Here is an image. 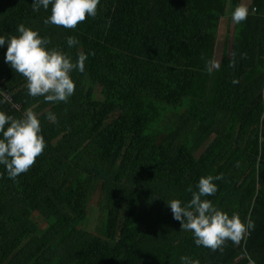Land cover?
<instances>
[{"label":"trees","instance_id":"16d2710c","mask_svg":"<svg viewBox=\"0 0 264 264\" xmlns=\"http://www.w3.org/2000/svg\"><path fill=\"white\" fill-rule=\"evenodd\" d=\"M241 4L101 0L95 17L64 28L44 22L51 6L0 0V34L24 24L73 60L89 53L72 96L49 102L28 95L0 47V86L12 98L0 93V110L33 109L46 141L15 181L0 176V264H181L182 255L264 264V0L250 1L215 63L221 19ZM208 174L222 179L205 198L252 224L215 250L197 246L166 202H187ZM95 190L96 234L87 227Z\"/></svg>","mask_w":264,"mask_h":264},{"label":"clouds","instance_id":"9594fccd","mask_svg":"<svg viewBox=\"0 0 264 264\" xmlns=\"http://www.w3.org/2000/svg\"><path fill=\"white\" fill-rule=\"evenodd\" d=\"M101 0H33V10L41 7L50 15L45 23L75 28L86 17H95ZM248 8L238 5L232 11L236 23L245 20ZM79 43L75 36L67 37L69 47ZM7 45L4 60L9 66L26 78L28 95L43 96L45 101L66 102L75 91L73 71L83 72L89 53L79 52L73 60L66 51L59 47H50V40L42 36L38 29L24 24L16 27L15 35L0 34V47ZM235 79L233 83H237ZM49 120H55V114L47 113ZM46 145L41 131V122L33 109H27L20 117H14L0 110V165L13 181L19 174L26 172L42 153ZM221 174L201 176L196 191L191 198L183 202L178 198L166 201L170 206L173 218L180 221V228L192 232L197 246L213 250L226 240L236 241L252 227L247 218L233 212L231 215L205 197L217 191L215 181L221 180ZM181 264H199L187 255L180 256Z\"/></svg>","mask_w":264,"mask_h":264},{"label":"rangeland","instance_id":"374dc122","mask_svg":"<svg viewBox=\"0 0 264 264\" xmlns=\"http://www.w3.org/2000/svg\"><path fill=\"white\" fill-rule=\"evenodd\" d=\"M250 1L251 0H242V5H245L247 7ZM233 26H234V21L232 18L230 20L229 16L225 15L221 19L220 26H219L217 45L215 49V63L216 64H218L221 60V55L223 53L224 43H225V38H226L227 33H229L230 39L232 37ZM229 43H230V40H229ZM97 91L99 95L101 96V93H102L101 87H97ZM197 155H199V152L197 153ZM98 195H99L98 192L95 190V192L93 193L91 197L90 206H89V222L87 226L89 231L95 234L100 232L101 227H102L103 217H104V214L100 210L98 203H97Z\"/></svg>","mask_w":264,"mask_h":264},{"label":"built area","instance_id":"2783aa9c","mask_svg":"<svg viewBox=\"0 0 264 264\" xmlns=\"http://www.w3.org/2000/svg\"><path fill=\"white\" fill-rule=\"evenodd\" d=\"M0 93L6 98L8 99L10 102L12 101L11 95L7 90H3L0 86ZM250 264H256L253 261L250 262Z\"/></svg>","mask_w":264,"mask_h":264}]
</instances>
